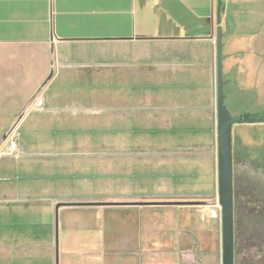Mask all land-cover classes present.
<instances>
[{"label": "rangeland", "instance_id": "obj_1", "mask_svg": "<svg viewBox=\"0 0 264 264\" xmlns=\"http://www.w3.org/2000/svg\"><path fill=\"white\" fill-rule=\"evenodd\" d=\"M224 7L226 104L235 117L264 113V1ZM189 44L184 59L161 45L162 58H94L63 70L0 123V264H58L59 255L60 264H90L89 252H111L117 221L132 225L141 206L166 228L180 211L209 215L218 194L217 47Z\"/></svg>", "mask_w": 264, "mask_h": 264}, {"label": "crops", "instance_id": "obj_2", "mask_svg": "<svg viewBox=\"0 0 264 264\" xmlns=\"http://www.w3.org/2000/svg\"><path fill=\"white\" fill-rule=\"evenodd\" d=\"M217 10L218 0H0V123L11 122L19 115L12 110L26 107L45 86L49 90L57 74L94 58H162L156 50L167 45L184 59L192 40L216 41ZM211 20L212 35L201 37ZM233 139L235 186L247 189L237 219L238 212L254 215L264 203L250 198L248 189L264 180V124L234 125ZM135 212L132 225L117 221V234L108 239L111 252H89L90 264H223L220 220L185 210L166 228L156 226L150 207ZM94 254L103 256L101 263Z\"/></svg>", "mask_w": 264, "mask_h": 264}, {"label": "water", "instance_id": "obj_3", "mask_svg": "<svg viewBox=\"0 0 264 264\" xmlns=\"http://www.w3.org/2000/svg\"><path fill=\"white\" fill-rule=\"evenodd\" d=\"M224 0H218L217 33V131H218V195L222 206L223 228V264H236V199L233 129L238 123L264 122V116L243 113L238 117L232 115L226 104L225 85L229 80L224 78L223 28L222 18ZM55 71V59L52 62L51 79ZM6 136V135H5Z\"/></svg>", "mask_w": 264, "mask_h": 264}, {"label": "flooded vegetation", "instance_id": "obj_4", "mask_svg": "<svg viewBox=\"0 0 264 264\" xmlns=\"http://www.w3.org/2000/svg\"><path fill=\"white\" fill-rule=\"evenodd\" d=\"M248 187L250 198H261L264 201V180L260 186ZM237 214L236 264H264V211H258L254 215Z\"/></svg>", "mask_w": 264, "mask_h": 264}, {"label": "trees", "instance_id": "obj_5", "mask_svg": "<svg viewBox=\"0 0 264 264\" xmlns=\"http://www.w3.org/2000/svg\"><path fill=\"white\" fill-rule=\"evenodd\" d=\"M252 115L261 116V115H264V113H261L260 111H258L257 113H252ZM246 191H247V189L245 187L243 188V186L241 184H239L238 182L236 183V186H235L236 211L239 209V207H240V209L245 208V204L243 203V199H244V196L247 194ZM258 211L259 212L264 211L263 205H262V209H260Z\"/></svg>", "mask_w": 264, "mask_h": 264}, {"label": "built area", "instance_id": "obj_6", "mask_svg": "<svg viewBox=\"0 0 264 264\" xmlns=\"http://www.w3.org/2000/svg\"><path fill=\"white\" fill-rule=\"evenodd\" d=\"M13 132V129L11 130L10 134ZM13 145H15V139H13ZM209 215H211L212 218L220 220L222 222V206L219 202V195L217 194V198L213 204L209 206Z\"/></svg>", "mask_w": 264, "mask_h": 264}]
</instances>
